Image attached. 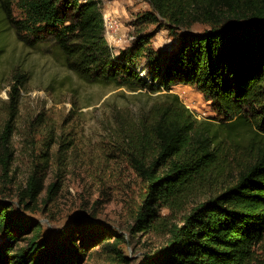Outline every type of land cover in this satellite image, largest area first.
I'll list each match as a JSON object with an SVG mask.
<instances>
[{
	"label": "trees",
	"instance_id": "trees-1",
	"mask_svg": "<svg viewBox=\"0 0 264 264\" xmlns=\"http://www.w3.org/2000/svg\"><path fill=\"white\" fill-rule=\"evenodd\" d=\"M147 1L150 11L135 18L134 40L123 49L107 39L104 0H0V16L27 46L54 43L67 69L85 82L168 93L183 84L210 103L215 116L203 123L170 94L119 129L120 149L146 184L134 236L166 227L164 209L181 208L195 192L235 172L172 226L168 243L142 264H264V0ZM15 6L23 18H16ZM163 28L175 40L166 55L151 46ZM26 82L25 74H14L0 130L6 170ZM56 144H41L22 202L45 193ZM57 186H49L51 196ZM92 228L78 235L75 225L45 237L39 222L0 202V264H83L98 244L110 263L129 264L119 245L123 237L111 243V232Z\"/></svg>",
	"mask_w": 264,
	"mask_h": 264
},
{
	"label": "rangeland",
	"instance_id": "rangeland-1",
	"mask_svg": "<svg viewBox=\"0 0 264 264\" xmlns=\"http://www.w3.org/2000/svg\"><path fill=\"white\" fill-rule=\"evenodd\" d=\"M103 8L104 14L122 21L125 34L132 35L135 18L149 12L151 6L147 0H104ZM14 13L17 19L24 16L17 6ZM204 29L203 25L194 27L196 31ZM174 42L169 30L163 28L151 46L166 55ZM15 73L25 74L27 82L21 92L16 131L10 144L13 157L9 169H5L0 154V202L11 204L21 216L39 222L45 237L57 236L75 225L80 235L84 226L92 230L95 226L97 232H111V243L123 237L126 242L119 245L129 264H142L168 243L172 226L181 225L192 208L235 176L233 171L224 173L218 184H207L181 208L164 209L166 227L134 236V214L145 195L146 184L120 149L119 129L134 122L153 104L167 100L170 94L178 95L203 123L215 116L210 103L196 88L183 84L168 93L85 82L67 69L54 43L29 47L2 23L0 16V130L6 122ZM56 141L51 147L45 193L35 201L24 196L22 202L20 196L44 151L41 144ZM61 142L64 145L60 148ZM49 148L44 146L45 152ZM54 183L58 184L57 191L51 196L48 189ZM90 252L83 264H112L101 244Z\"/></svg>",
	"mask_w": 264,
	"mask_h": 264
},
{
	"label": "built area",
	"instance_id": "built-area-1",
	"mask_svg": "<svg viewBox=\"0 0 264 264\" xmlns=\"http://www.w3.org/2000/svg\"><path fill=\"white\" fill-rule=\"evenodd\" d=\"M104 20L107 39L114 48L123 49L134 40V35L123 32L124 25L119 18L105 13Z\"/></svg>",
	"mask_w": 264,
	"mask_h": 264
}]
</instances>
